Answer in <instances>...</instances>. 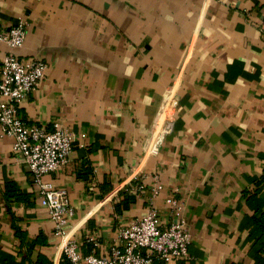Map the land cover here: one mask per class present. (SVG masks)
<instances>
[{
  "label": "crops",
  "instance_id": "obj_1",
  "mask_svg": "<svg viewBox=\"0 0 264 264\" xmlns=\"http://www.w3.org/2000/svg\"><path fill=\"white\" fill-rule=\"evenodd\" d=\"M19 21L26 39L14 53L48 65L24 121L76 134L69 163L46 179L68 191L84 255H107L151 206L168 222L172 198L188 257L153 264H264V0H0V32ZM8 52L0 44V61ZM172 90L171 132L146 157ZM38 261L68 264L0 126V264Z\"/></svg>",
  "mask_w": 264,
  "mask_h": 264
},
{
  "label": "built area",
  "instance_id": "obj_2",
  "mask_svg": "<svg viewBox=\"0 0 264 264\" xmlns=\"http://www.w3.org/2000/svg\"><path fill=\"white\" fill-rule=\"evenodd\" d=\"M25 39L26 24L23 21L8 32H0V44L10 50L0 61V126L2 134L13 139V152L22 157L33 177L41 204L53 221L56 234L63 240V258L68 264H153L157 259L171 262L188 257L192 235L184 223L175 218L180 208L172 198L167 201L173 209L168 222L151 206L145 216L120 230L119 244L111 247L107 255L82 253L68 230L73 216L68 191L46 179L49 174L67 166L76 134L58 122L47 128L24 121L21 106L39 88L48 68L43 60L21 59L14 53L23 47ZM178 104L176 92L169 91L150 128L144 147L146 157L159 155L171 132ZM144 189L139 183L129 191L139 194ZM162 190V186L156 187V192ZM90 241L94 242V239Z\"/></svg>",
  "mask_w": 264,
  "mask_h": 264
},
{
  "label": "trees",
  "instance_id": "obj_3",
  "mask_svg": "<svg viewBox=\"0 0 264 264\" xmlns=\"http://www.w3.org/2000/svg\"><path fill=\"white\" fill-rule=\"evenodd\" d=\"M64 259H65V257H64ZM65 261H66V259H65ZM67 263H68V262H67ZM37 264H45V262H43V261H38Z\"/></svg>",
  "mask_w": 264,
  "mask_h": 264
}]
</instances>
